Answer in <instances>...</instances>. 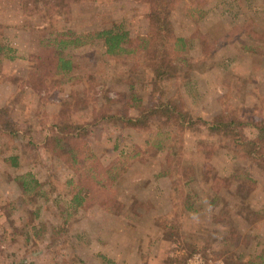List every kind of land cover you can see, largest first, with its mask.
Wrapping results in <instances>:
<instances>
[{
    "label": "rangeland",
    "instance_id": "1",
    "mask_svg": "<svg viewBox=\"0 0 264 264\" xmlns=\"http://www.w3.org/2000/svg\"><path fill=\"white\" fill-rule=\"evenodd\" d=\"M54 3L60 8L56 26L85 33V39L113 21L123 22L132 37L147 30L144 3ZM40 8L29 0H0V107L14 118L12 137L0 134V264H65L74 256L84 264H262L264 168L233 135L209 130L203 122L234 115L240 139L259 134L254 125L264 123V0L174 1L173 25L186 42L190 66L179 64L184 79L168 81L166 90L177 91L196 119L178 131L182 163L194 170L192 198L173 191L169 176H157L165 154L147 142L151 134L100 122L88 135L90 146L104 164L120 159L123 167L107 190L119 202L111 213L97 203L75 211L66 194L72 171L40 147L49 116L72 88L71 83L56 91L19 85L34 66L37 32L28 26L42 22ZM65 54L76 62L75 86L93 87L111 111L125 102L123 94L149 102L150 74L141 54L120 56L121 61L100 39ZM79 94L85 97V90ZM90 112L84 105L75 117L88 119ZM129 114L137 116L138 107L131 106ZM27 123L33 126L29 142L22 135ZM136 150L140 154L131 156ZM45 180L52 185L37 186Z\"/></svg>",
    "mask_w": 264,
    "mask_h": 264
},
{
    "label": "trees",
    "instance_id": "2",
    "mask_svg": "<svg viewBox=\"0 0 264 264\" xmlns=\"http://www.w3.org/2000/svg\"><path fill=\"white\" fill-rule=\"evenodd\" d=\"M29 1L37 5L40 3V11L44 10V15L39 25L28 26L31 31L37 32L38 50L34 54V66L27 70L19 85H26L38 91H56L65 84L72 85L68 98L59 104L53 115L49 116L47 134L40 147L44 154L61 159L72 171L71 177L66 181V194L74 210L97 203L111 213L115 212L113 206L119 203L107 193V190L123 172L121 160L104 164L88 142L91 129L100 122L122 128H138L151 134L152 137L148 138L147 142L156 151L165 154L157 176H169L173 191L179 189L187 198H192L194 170L182 163L181 134L179 135L178 131L191 127L196 119L185 110L177 91L170 94L169 90H166L168 81L177 80L179 77L184 79L185 74H181L179 64L187 68L190 66L189 58L185 55L186 42L179 33H176L173 25L175 0H132L146 4L145 16L148 26L144 34L132 37L123 22L113 21L111 26L90 33V39H85V33L79 35L70 29L63 31L56 26L55 15L60 12L58 11L60 8L56 6L54 0ZM78 1L81 0H76ZM95 39L102 40L105 51L117 59L124 55L126 57L142 55L141 65L148 69L150 74L147 104H141L142 100L136 96L128 97L123 94L125 104H119L111 111L108 106L99 102L94 92H91L93 87H85V97H80L79 92L84 90H79L71 81V73L76 68V62L73 57L67 56L65 51ZM120 60L125 61L124 58ZM126 96L129 98L128 101ZM84 105L90 106V117L78 119L75 115ZM131 106L138 107L137 116L129 114ZM13 121L14 118L0 107V134L11 138ZM239 121L234 115L225 117L218 114L212 121L204 120L203 123L208 125L209 130H216L217 133L226 136L233 135L234 141H238L239 146H244L247 153L258 160L259 165L264 168V123L254 125L259 133L255 139L243 140L235 130ZM32 131L33 126L27 123L22 134L23 137H30L27 138V142L32 140ZM138 154L140 150L134 151L131 156ZM11 159L13 164L17 163L16 158ZM19 182L26 190L25 181ZM45 185L50 187L52 182L48 180H45V184L37 182L38 187ZM53 230L58 233L55 228ZM259 257L263 259L262 255ZM100 258L109 261L104 255ZM261 263L264 264V260H261ZM65 264L84 263L74 256L73 260H67Z\"/></svg>",
    "mask_w": 264,
    "mask_h": 264
},
{
    "label": "built area",
    "instance_id": "3",
    "mask_svg": "<svg viewBox=\"0 0 264 264\" xmlns=\"http://www.w3.org/2000/svg\"><path fill=\"white\" fill-rule=\"evenodd\" d=\"M196 259H198L199 260V262H202V259L200 258V256L199 255H195L194 256Z\"/></svg>",
    "mask_w": 264,
    "mask_h": 264
}]
</instances>
